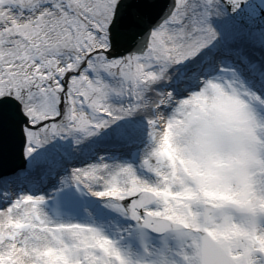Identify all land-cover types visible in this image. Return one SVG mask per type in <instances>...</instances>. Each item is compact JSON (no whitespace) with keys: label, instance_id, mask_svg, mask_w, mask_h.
Wrapping results in <instances>:
<instances>
[{"label":"snow or ice","instance_id":"1","mask_svg":"<svg viewBox=\"0 0 264 264\" xmlns=\"http://www.w3.org/2000/svg\"><path fill=\"white\" fill-rule=\"evenodd\" d=\"M0 264H264V0H0Z\"/></svg>","mask_w":264,"mask_h":264}]
</instances>
